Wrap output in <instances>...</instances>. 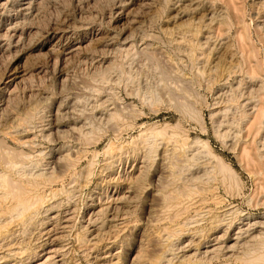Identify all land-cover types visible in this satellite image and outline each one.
<instances>
[{"label": "rangeland", "instance_id": "374dc122", "mask_svg": "<svg viewBox=\"0 0 264 264\" xmlns=\"http://www.w3.org/2000/svg\"><path fill=\"white\" fill-rule=\"evenodd\" d=\"M21 1L0 0V158L6 161L10 152L30 171L48 164L58 171V160L68 150L73 155L81 150V161L76 179L40 191L44 202L35 225L10 227L15 246L9 251L6 242L0 243V258L8 256L0 264H27L35 254L55 248L56 264H150L168 248L173 250L170 264H196L197 232L213 213L245 230L251 225L244 238H264V155L257 156L264 132L252 138L248 126L239 134L235 129L238 111L252 112L258 99L264 103L258 83L264 77V33L259 30L264 0ZM239 33L250 41L242 44ZM252 51L259 52L261 64ZM216 69L234 72L223 89L222 83L211 82ZM247 70L256 81H248ZM108 114L120 121L110 124ZM91 129L94 140L78 141L80 131ZM220 129L246 143L252 163L222 144ZM196 138L208 141L231 165L237 184L214 175L215 161L202 149L193 148L187 156L181 148L174 150ZM151 143L156 146L152 159L147 156ZM108 145L110 155L105 154ZM172 171L181 177L179 185L197 179L205 185L197 187L207 188L203 202L187 200L177 216L160 196L170 189ZM54 190L56 197L50 194ZM44 228L53 234L46 236ZM238 250L206 262L255 264L241 261L252 251Z\"/></svg>", "mask_w": 264, "mask_h": 264}, {"label": "bare ground", "instance_id": "6f19581e", "mask_svg": "<svg viewBox=\"0 0 264 264\" xmlns=\"http://www.w3.org/2000/svg\"><path fill=\"white\" fill-rule=\"evenodd\" d=\"M24 2L23 5H29V2L32 0H22ZM21 1V2H22ZM264 22V21H263ZM232 22H228V26H231ZM248 28V27H247ZM245 32H246V26H244ZM260 30V34L264 33V23L263 25L259 28ZM196 31V30H195ZM194 31V32H195ZM228 32V31H227ZM199 33V31H198ZM246 34H238V38L239 40L242 42H245V38L246 41H250L249 37L245 36ZM251 38V37H250ZM200 41V40H199ZM208 42H211V38L208 39ZM195 44V43H194ZM193 44V45H194ZM243 44V43H242ZM207 45V44H206ZM205 45V40H204V45ZM196 46V45H195ZM194 46V47H195ZM200 45H198V47H200ZM202 46V47H203ZM210 46H208L209 48ZM222 47V46H221ZM253 47V46H252ZM220 48V47H219ZM210 51H213L214 48H209ZM250 54L255 57L257 59V64H261V60H260V55L259 52L256 51H252L250 52ZM205 55V53H204ZM242 60H245L247 58V54L243 52V50L240 53ZM197 56V55H196ZM262 56V55H261ZM203 57V56H202ZM206 57V56H205ZM260 57V58H259ZM194 58V57H193ZM206 60V59H205ZM244 62V61H243ZM206 63V62H205ZM263 64V63H262ZM260 66V65H259ZM242 70V69H241ZM246 70V69H245ZM255 70V69H254ZM242 72V71H241ZM256 72V71H255ZM234 74L233 71H227L226 73H222L220 74L219 71L216 69L215 74L213 77H211V82L212 83H222V89L225 87L226 82L228 81L227 78L231 75ZM246 77H249L248 81L249 82H254L256 81L255 75L253 71H246ZM259 79V78H258ZM257 79V80H258ZM260 82L261 87L262 84H264V77L260 78L258 83ZM260 87V86H259ZM260 87V96H261V100H264V89L261 90ZM227 89V88H226ZM253 90V88L251 89ZM250 90V91H251ZM233 93V92H232ZM231 98V97H230ZM235 98V97H233ZM257 99V98H256ZM232 100V99H230ZM235 100V99H233ZM252 100V99H251ZM259 100V99H258ZM255 101L253 103V109L251 108L252 112H248L245 111L244 109L242 111H236V107H235V111L238 113V117L239 119L237 123H235V129L236 126L238 128L237 132L239 134L240 129H242L244 126H248V131H250L251 133H249V136L254 138L255 136H257L261 131L264 132V103L259 101ZM253 102V100H252ZM229 103V102H228ZM233 103V101H232ZM231 104V103H230ZM249 104V103H248ZM252 104V103H251ZM194 105V104H193ZM234 105H236V103H234ZM238 105V104H237ZM236 105V106H237ZM233 106V105H232ZM250 105H248L249 107ZM186 107V106H185ZM231 107V106H229ZM243 107V106H242ZM251 107V106H250ZM188 108V107H187ZM224 109V108H223ZM187 110V109H185ZM189 110V109H188ZM228 110V109H227ZM226 111H223V113H226ZM230 110V109H229ZM228 110V111H229ZM240 110V109H238ZM247 110V109H246ZM192 111V109H191ZM250 111V110H249ZM234 112V111H233ZM34 113V112H33ZM188 113V112H187ZM192 113V112H191ZM217 113V112H216ZM222 113V114H223ZM37 114V113H36ZM189 114V113H188ZM198 115V114H196ZM227 114L224 115V117ZM237 115V114H235ZM36 116V115H35ZM210 116L211 118H215L216 114H214L213 112H210ZM120 117V116H119ZM117 114H111L108 117L110 121H117L119 119ZM199 117V116H197ZM33 118L32 114H29L27 117V120H31ZM106 118V119H107ZM200 118V117H199ZM190 120V119H189ZM200 120V119H199ZM235 121V119H234ZM106 122V121H105ZM107 122V123H108ZM109 122V123H110ZM28 123V122H27ZM221 123V122H220ZM227 123V122H226ZM232 123V122H231ZM111 124V123H110ZM115 124V123H114ZM237 124V125H236ZM178 125V124H177ZM223 125V123L221 124V126ZM234 125V123L232 124ZM27 126V125H26ZM84 126V125H83ZM100 126V125H99ZM223 125V128L224 129ZM229 126H231L229 124ZM93 127V126H92ZM179 127V126H178ZM181 127V126H180ZM201 127V126H200ZM233 128V126H231ZM39 128V126H38ZM234 129V130H235ZM29 130V129H28ZM102 130V129H101ZM235 130V132H236ZM96 132H98V130H95ZM162 131V130H161ZM203 131V130H202ZM217 132L220 135V138H222V144L224 146L227 147H231L233 150L236 151V153L238 154L239 157L245 159L248 163L249 162H253V158L250 155V152L248 150V147L246 146V143H240V140H235V139H231L230 138V134L226 131H222L221 129L220 131L217 130ZM236 132V133H237ZM153 133V132H151ZM9 134V133H8ZM22 134V133H21ZM155 134V133H153ZM12 135V134H11ZM155 135L160 136L159 133H156ZM235 135V134H234ZM240 136V135H239ZM18 138L16 139L19 143H23L20 142V140H22V138H19V136H17ZM264 138V136H263ZM30 139V138H29ZM247 139V138H246ZM24 140V139H23ZM94 140V131L91 130H86L85 132L80 131L79 132V136H78V141L82 142V143H87ZM263 140V139H262ZM184 141V142H183ZM181 140V146L180 147H176L174 146V150L176 151L178 148L182 149L183 153H185L184 155H186V152H191L193 151V148H197V149H202L205 154L211 159L215 161V167L213 169V174L216 176L221 175L222 178V182L224 183L225 180H227V184L229 183V181H231V185H233L232 181H236L237 184V174L235 173L234 169L231 167V165H229L228 163H226L219 155H217L211 148V145L209 144L208 141L206 140H201L199 138H196L194 140H192L191 142H188L186 140ZM264 141V140H263ZM176 143V141H175ZM178 143V142H177ZM261 150L257 151V156L259 158H262L264 153L262 150H264V142H261ZM28 144V143H27ZM25 145V144H24ZM23 145V146H24ZM87 145V144H86ZM109 146V147H108ZM108 149L106 150L105 154L108 153L110 151V145H108ZM114 147V146H113ZM155 144L151 143L149 145V149L147 152V156L149 158H153L156 152V148H155ZM259 147V146H258ZM177 148V149H176ZM80 149V148H79ZM85 149V147H84ZM178 149V151H179ZM259 149V148H258ZM67 150V149H66ZM7 151V150H6ZM81 150H78L77 152H75V154L73 155L69 150L63 154V156H61V158L58 160V164L61 166L59 167L58 171H56V168L50 167V165H45L44 167H39V168H35L34 171H30V169L28 170L25 169L24 165H19V163H17L14 160V157L17 158L14 155H11L10 152L9 154H7V158L6 161L3 158H0V162H2V164L4 165V167L2 169H0V219H3V223L0 224V243L3 244L5 243L4 247L5 249L11 251V245L12 247H14L15 245L12 244V238L14 235L13 232V228H10L12 225H14V223H18L21 226H23L24 228H28L33 226V224L35 223L36 217L40 214L41 212V205L43 204V196H41V192L43 193V191L45 189L51 188L53 184L56 183H63L64 181L66 182L67 178H70L71 181H73L74 179H76V167L77 165L80 163V152ZM234 151V152H235ZM201 152V151H200ZM112 153V152H111ZM109 154V153H108ZM107 154V156H108ZM110 155V154H109ZM27 156V155H26ZM84 156V155H83ZM116 156V155H115ZM187 156V155H186ZM194 154H192V158H194ZM4 157V156H3ZM22 157V156H21ZM85 157V156H84ZM207 157V158H208ZM176 158V157H175ZM3 159V160H2ZM18 159V158H17ZM16 159V160H17ZM209 159V160H210ZM23 160V159H22ZM18 161V160H17ZM20 161V160H19ZM18 161V162H19ZM111 161V160H110ZM21 162V161H20ZM32 162V161H31ZM152 162V161H150ZM184 162V160H183ZM188 162V161H187ZM112 163V162H111ZM35 164V163H34ZM39 164V163H38ZM174 164V163H173ZM40 165V164H39ZM81 165V164H80ZM111 165V164H110ZM169 165V164H167ZM180 165V164H178ZM247 165V164H246ZM58 166V165H57ZM171 166V165H170ZM169 166V167H170ZM181 166V165H180ZM34 167V166H33ZM106 167V166H105ZM110 167V166H109ZM168 167V168H169ZM177 167V166H176ZM30 168V167H29ZM78 168V167H77ZM113 168V167H112ZM117 168V167H116ZM143 168V167H142ZM109 169V168H108ZM111 169V168H110ZM114 169V168H113ZM176 169V168H175ZM142 170V169H140ZM168 170V169H167ZM171 170V169H170ZM174 170V169H173ZM186 170V168H185ZM76 172V173H75ZM87 172V171H86ZM147 172V171H146ZM90 173V171H89ZM132 173V172H131ZM140 173V172H139ZM227 174V178H224V174ZM85 174V173H84ZM91 174V173H90ZM171 180L169 182L168 187H170V189L165 188L161 193L160 196L162 197L163 201L166 203H170L172 206H174L175 210H176V216L184 209V205L185 202L187 200H193V199H198V203L199 202H203L205 199L203 198V192L207 189H203V186L201 184L200 180H194V184H190V185H185V183H182L181 185H179L181 177L178 176V173L176 174V172L172 171L171 173ZM182 174V173H180ZM87 175H89L87 173ZM184 175V174H183ZM182 175V176H183ZM213 175V176H214ZM136 176V175H135ZM215 176V177H216ZM220 176V177H221ZM107 177V176H106ZM212 177V176H211ZM210 177V178H211ZM131 178V177H129ZM134 178V177H133ZM186 179V178H185ZM126 180V179H124ZM129 180V179H128ZM78 181V180H77ZM111 181V180H110ZM226 182V181H225ZM74 183V182H73ZM121 183V182H119ZM128 183V182H127ZM196 183L201 184L203 187L199 188L197 187ZM189 184V183H188ZM64 185V184H63ZM75 185V184H74ZM228 186V187H232V186ZM62 186V185H61ZM111 186V185H110ZM161 186V185H160ZM180 186V187H179ZM197 187V188H195ZM237 187V185H236ZM238 188V187H237ZM236 188V190L238 191V189ZM63 189V188H62ZM75 189V188H74ZM61 190V189H60ZM50 191V190H49ZM232 191V188H231ZM60 192V191H59ZM45 193V192H44ZM49 193V192H48ZM67 193V191H66ZM50 194L52 195V197H56L57 195V191H51ZM71 194V193H70ZM45 195V194H44ZM67 195V194H66ZM101 195V194H100ZM46 196V195H45ZM49 196V195H48ZM58 196V195H57ZM65 196V195H64ZM107 197V196H106ZM111 197V196H110ZM114 198V197H113ZM125 198V197H124ZM101 199V198H100ZM110 199V198H109ZM66 200V199H65ZM60 202V201H59ZM71 202V201H70ZM206 202V201H205ZM215 202V201H214ZM67 203V202H66ZM192 203V202H190ZM193 204V203H192ZM200 204V203H199ZM51 205V204H50ZM66 205V204H65ZM95 205V204H94ZM45 206V205H44ZM56 206V204H55ZM192 206V205H191ZM91 207V206H90ZM96 207V206H95ZM168 207V206H167ZM199 207V206H198ZM216 207V205H215ZM55 208V207H54ZM92 208V207H91ZM103 208V207H102ZM200 208V207H199ZM202 208V206H201ZM101 209V208H100ZM204 209V208H203ZM59 210V208H58ZM98 210V209H97ZM185 210V209H184ZM205 210V209H204ZM207 210V209H206ZM205 210V211H206ZM45 211V210H44ZM199 211V210H198ZM203 211V210H202ZM208 211V210H207ZM211 211V210H210ZM46 212V211H45ZM197 212V211H196ZM201 212V211H200ZM199 212V213H200ZM212 212V211H211ZM210 212V214H211ZM43 213V212H42ZM175 213V212H174ZM230 213V212H228ZM233 213V212H232ZM46 214V213H45ZM55 214V213H54ZM53 214V215H54ZM181 214V213H180ZM214 214V213H213ZM210 215V219H209V224L206 228L202 227V229L198 230L197 235H198V239L196 242V249H195V253L193 255V257L196 260V264H207V258L211 257L214 258V256H225L228 254H232L233 252H235L236 250H238L240 252L241 251H245L246 252H251V254L246 255V253L244 254V258L241 259V261L243 263L245 262H253L255 264H264V238L259 239L258 237H253L252 235H250L248 238H244L245 236L243 235L244 233H248V228L249 226L252 227L251 225H245V227L247 228L245 230L242 229L243 225H236L234 222H232L231 218H227L226 215H222L221 218H219V215L215 214ZM70 215V214H68ZM208 215V213L206 214ZM221 215V214H220ZM44 216V215H43ZM49 216V215H48ZM57 216V215H56ZM59 216V215H58ZM63 216V215H62ZM175 216V215H174ZM205 216V215H204ZM47 217V216H46ZM69 217V216H68ZM65 215L64 218V224L66 226L67 222L69 218ZM54 217H51L48 220V223H50ZM72 217H70L71 219ZM200 218V216H199ZM207 218V217H205ZM204 218V219H205ZM236 218V217H235ZM180 219V218H179ZM184 219V218H183ZM40 220V218H39ZM58 220V218H57ZM63 220V218H62ZM203 220V219H202ZM46 221V220H45ZM1 222V221H0ZM37 222V221H36ZM44 222V221H43ZM42 223V222H41ZM189 223V222H188ZM187 223V224H188ZM195 222H192V224ZM40 224V223H39ZM191 224V223H190ZM35 225V224H34ZM46 225H48L46 223ZM19 226V225H18ZM42 226V225H40ZM188 226V225H187ZM254 227H256L255 224H253ZM54 227V226H52ZM186 227V226H185ZM195 227V226H194ZM196 228V227H195ZM201 228V227H200ZM30 229V228H29ZM34 229V228H33ZM40 229V228H39ZM57 229V228H56ZM65 229V228H64ZM179 230V229H178ZM196 230V229H195ZM26 231V230H25ZM45 233H47L46 236H49L50 233H52V230L49 228H44L43 230ZM42 231V232H43ZM41 232V233H42ZM178 232V231H177ZM181 232L182 231L181 229ZM44 233V234H45ZM233 233V234H232ZM17 234V233H16ZM33 234V233H32ZM53 234V233H52ZM175 234V233H174ZM183 234V233H182ZM56 235V234H55ZM180 235V234H179ZM16 236V235H15ZM42 236V234H41ZM169 236V234H168ZM171 236V234H170ZM42 238V237H40ZM49 238V237H48ZM193 238V237H192ZM165 239V238H164ZM168 239V238H167ZM172 239V238H171ZM36 240V239H35ZM169 240V239H168ZM168 240H165L168 241ZM191 240V239H189ZM248 240V241H246ZM179 241V240H178ZM194 241V240H193ZM164 242V241H163ZM174 242V241H172ZM177 242V241H176ZM183 242V241H182ZM14 243V242H13ZM58 243V242H57ZM169 244V242H166ZM193 243V242H192ZM0 244V248H2L3 246ZM164 244V243H162ZM172 244V243H171ZM166 245V244H164ZM173 245V244H172ZM170 245V246H172ZM177 245V244H176ZM180 245V242H179ZM181 246V245H180ZM187 246V244H186ZM185 246V247H186ZM189 246V245H188ZM191 246V245H190ZM164 247V246H163ZM169 247V246H168ZM166 247V248H168ZM42 248V247H41ZM177 248V247H176ZM182 248V247H181ZM184 248V247H183ZM182 248V249H183ZM187 248V247H186ZM192 248V247H190ZM34 249V248H33ZM40 249V248H39ZM56 249V248H55ZM49 250L46 253L43 254H39V255H34V260L31 261L30 258H28L29 262L27 264H56L57 261V257L58 256V252L56 250ZM169 250L166 252H162L160 255L154 257L151 261L150 264H170L171 259H172V254L170 255V251H173L171 248H168ZM18 250V249H17ZM22 250V249H21ZM20 250V251H21ZM5 252V251H4ZM14 252V250H13ZM22 252V251H21ZM173 253V252H171ZM186 253V252H185ZM188 253V252H187ZM9 254V252L7 253ZM12 254V253H11ZM19 254V253H18ZM191 254V253H189ZM26 255V254H25ZM60 255V254H59ZM235 255V254H234ZM238 255H240V253H238ZM174 256V255H173ZM179 256V255H178ZM2 257V255H1ZM6 257H8L7 255L3 256L2 258H0V261H2L3 259H5ZM63 257V256H62ZM61 257V258H62ZM234 257V256H232ZM236 257H237V253H236ZM234 257V259L236 258ZM32 258V257H31ZM60 258V259H61ZM220 258V257H219ZM229 258V257H227ZM7 259V258H6ZM5 259V260H6ZM11 259V258H10ZM59 259V260H60ZM174 259V258H173ZM179 259V258H176ZM191 259V258H190ZM224 259V257H223ZM181 260V259H180ZM245 261V262H244ZM179 262V261H178ZM190 262V261H189ZM195 262V261H194ZM182 263V262H180ZM9 264V263H8Z\"/></svg>", "mask_w": 264, "mask_h": 264}]
</instances>
